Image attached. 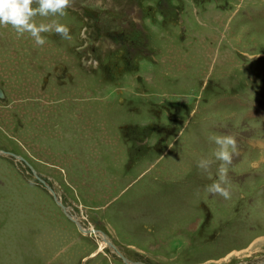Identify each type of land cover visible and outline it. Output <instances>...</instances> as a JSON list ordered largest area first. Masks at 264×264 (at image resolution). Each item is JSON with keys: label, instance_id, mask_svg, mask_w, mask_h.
Here are the masks:
<instances>
[{"label": "rangeland", "instance_id": "rangeland-1", "mask_svg": "<svg viewBox=\"0 0 264 264\" xmlns=\"http://www.w3.org/2000/svg\"><path fill=\"white\" fill-rule=\"evenodd\" d=\"M66 11L43 46L0 25V264H264V0Z\"/></svg>", "mask_w": 264, "mask_h": 264}, {"label": "clouds", "instance_id": "clouds-1", "mask_svg": "<svg viewBox=\"0 0 264 264\" xmlns=\"http://www.w3.org/2000/svg\"><path fill=\"white\" fill-rule=\"evenodd\" d=\"M73 0H0V25H11L18 34L28 33L36 45L43 46L46 37L42 33L55 32L61 37L70 38L68 24L60 22L59 17L67 14V8ZM37 16L49 17L47 21L37 23ZM209 139L214 142L211 156L201 157L197 167L208 173L211 183L206 186L210 194H219L224 199L231 198L229 166L237 155V139L232 134H211ZM216 165L215 172L211 171Z\"/></svg>", "mask_w": 264, "mask_h": 264}, {"label": "bare ground", "instance_id": "bare-ground-1", "mask_svg": "<svg viewBox=\"0 0 264 264\" xmlns=\"http://www.w3.org/2000/svg\"><path fill=\"white\" fill-rule=\"evenodd\" d=\"M35 96H36V95H35ZM81 98H82V97H81ZM111 106H112V105H111ZM100 108H101V107H100ZM46 117H47V116H46ZM41 130H42V129H41ZM83 137H84V136H83ZM113 143H114V142H113ZM86 228H87V227H84V226H83L81 232L86 233L85 231H86V230H89V231L91 232V233H90L91 235H92V234L95 235L96 232H97V234L99 233V235H101V237H103L102 239H105L106 235H102V234H100L99 231H96V232H95L92 228H89V227H88L87 229H86ZM97 234H96V235H97ZM107 241H108V240H107ZM104 243H106V242H104ZM110 244H111V243H110ZM103 245H104V244H103ZM125 260H126L127 262L129 261V260H127V259H125Z\"/></svg>", "mask_w": 264, "mask_h": 264}, {"label": "water", "instance_id": "water-1", "mask_svg": "<svg viewBox=\"0 0 264 264\" xmlns=\"http://www.w3.org/2000/svg\"><path fill=\"white\" fill-rule=\"evenodd\" d=\"M2 96V93H1V91H0V97ZM42 183H44L42 180H40ZM80 230L82 231V227L80 226ZM87 234H90L91 232L89 231V230H86L85 231ZM111 246H112V244H110ZM118 255L119 256H121V258H122V260L125 262V264H137V263H135V262H131V261H126L125 260V257L123 256V255H121V253L120 252H118Z\"/></svg>", "mask_w": 264, "mask_h": 264}, {"label": "flooded vegetation", "instance_id": "flooded-vegetation-1", "mask_svg": "<svg viewBox=\"0 0 264 264\" xmlns=\"http://www.w3.org/2000/svg\"><path fill=\"white\" fill-rule=\"evenodd\" d=\"M55 199H56V198H55ZM64 213L67 214V215L69 214L68 212H65V210H64Z\"/></svg>", "mask_w": 264, "mask_h": 264}]
</instances>
